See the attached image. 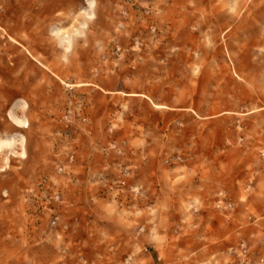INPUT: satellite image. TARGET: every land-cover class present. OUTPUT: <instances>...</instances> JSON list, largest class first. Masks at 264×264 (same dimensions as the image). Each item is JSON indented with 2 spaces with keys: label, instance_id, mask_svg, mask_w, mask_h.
<instances>
[{
  "label": "rangeland",
  "instance_id": "374dc122",
  "mask_svg": "<svg viewBox=\"0 0 264 264\" xmlns=\"http://www.w3.org/2000/svg\"><path fill=\"white\" fill-rule=\"evenodd\" d=\"M8 140L0 264H200L197 209L264 208V0H0Z\"/></svg>",
  "mask_w": 264,
  "mask_h": 264
},
{
  "label": "crops",
  "instance_id": "0c3cea01",
  "mask_svg": "<svg viewBox=\"0 0 264 264\" xmlns=\"http://www.w3.org/2000/svg\"><path fill=\"white\" fill-rule=\"evenodd\" d=\"M24 127L23 129H25ZM197 210L199 211L198 215L189 221L184 228V234L174 235L177 239L182 238V242L186 240L187 242H197L198 247L194 254L200 264H209L213 257L220 259V264H225L227 259L229 264H238L237 256L227 254L226 250L236 249L241 242L248 245L251 253L256 247L259 249L257 254L250 253L249 263H256L260 259H264V208L255 209L248 204H232L229 210L230 215H228L230 218L223 220L224 225L221 224L222 220L220 221L221 211L218 213L209 207ZM253 210L254 215L250 213ZM212 212L215 214L213 215ZM172 222L173 226H179V220ZM174 235H171L170 238H175Z\"/></svg>",
  "mask_w": 264,
  "mask_h": 264
},
{
  "label": "built area",
  "instance_id": "2783aa9c",
  "mask_svg": "<svg viewBox=\"0 0 264 264\" xmlns=\"http://www.w3.org/2000/svg\"><path fill=\"white\" fill-rule=\"evenodd\" d=\"M231 252L239 258L242 264H249L250 252L245 243H240L236 249H231ZM256 264H264V260L260 259Z\"/></svg>",
  "mask_w": 264,
  "mask_h": 264
},
{
  "label": "bare ground",
  "instance_id": "6f19581e",
  "mask_svg": "<svg viewBox=\"0 0 264 264\" xmlns=\"http://www.w3.org/2000/svg\"><path fill=\"white\" fill-rule=\"evenodd\" d=\"M63 40L65 41L63 49L65 52H67L70 49V44H69L67 39H63ZM10 118H11L12 123L14 125H16L17 127L23 128L25 126V121L21 117L11 115ZM10 144H11V140L10 141L9 140L8 141H0V150L2 149L3 146H9Z\"/></svg>",
  "mask_w": 264,
  "mask_h": 264
}]
</instances>
